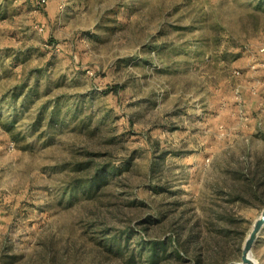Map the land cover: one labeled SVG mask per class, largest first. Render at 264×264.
Instances as JSON below:
<instances>
[{"label": "rangeland", "instance_id": "obj_1", "mask_svg": "<svg viewBox=\"0 0 264 264\" xmlns=\"http://www.w3.org/2000/svg\"><path fill=\"white\" fill-rule=\"evenodd\" d=\"M263 209L264 0H0V264H223Z\"/></svg>", "mask_w": 264, "mask_h": 264}, {"label": "trees", "instance_id": "obj_2", "mask_svg": "<svg viewBox=\"0 0 264 264\" xmlns=\"http://www.w3.org/2000/svg\"><path fill=\"white\" fill-rule=\"evenodd\" d=\"M121 171L120 168H115L114 166L106 165V166H101L99 168H96L95 174L93 175V179L96 183H99V175L102 178L108 177L112 178L116 174H118ZM105 172H108L107 174ZM86 184V183H85ZM92 185V184H91ZM90 186V185H88ZM189 240V239H188ZM188 240L184 241L183 244H186ZM190 241V240H189ZM188 241V242H189ZM176 243L175 241H160V242H151L149 245H144L145 246V251L149 252V255L147 256V261L149 264H158L159 261H165L166 259H169L170 257L174 256L175 260L178 261L179 264H186L188 263V260L186 259L187 257L185 255L188 254L189 249L187 247H184V245H180L179 247L175 246ZM170 247L173 248V253H167L170 250ZM184 247V248H183ZM183 248V249H181ZM144 250V249H143ZM184 252V254H183ZM139 254H142L139 252ZM134 254L131 255V260H133ZM240 257L237 259H230L229 261H224L225 263L223 264H240ZM193 264H201L199 260L195 263L193 261Z\"/></svg>", "mask_w": 264, "mask_h": 264}, {"label": "water", "instance_id": "obj_3", "mask_svg": "<svg viewBox=\"0 0 264 264\" xmlns=\"http://www.w3.org/2000/svg\"><path fill=\"white\" fill-rule=\"evenodd\" d=\"M263 229L264 209L262 210L260 216L253 223L252 229L244 241L243 247L241 249L240 264H258L252 256V251Z\"/></svg>", "mask_w": 264, "mask_h": 264}]
</instances>
